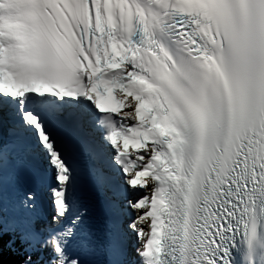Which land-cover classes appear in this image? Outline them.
I'll use <instances>...</instances> for the list:
<instances>
[{"label":"snow or ice","instance_id":"1","mask_svg":"<svg viewBox=\"0 0 264 264\" xmlns=\"http://www.w3.org/2000/svg\"><path fill=\"white\" fill-rule=\"evenodd\" d=\"M5 254L264 264V0H0Z\"/></svg>","mask_w":264,"mask_h":264},{"label":"bare ground","instance_id":"2","mask_svg":"<svg viewBox=\"0 0 264 264\" xmlns=\"http://www.w3.org/2000/svg\"><path fill=\"white\" fill-rule=\"evenodd\" d=\"M3 259L5 264H13V262L17 259V257L10 254H5Z\"/></svg>","mask_w":264,"mask_h":264}]
</instances>
